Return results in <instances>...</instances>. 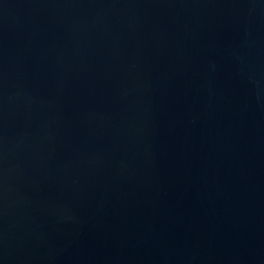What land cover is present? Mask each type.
I'll return each mask as SVG.
<instances>
[{"label": "water", "instance_id": "water-1", "mask_svg": "<svg viewBox=\"0 0 264 264\" xmlns=\"http://www.w3.org/2000/svg\"><path fill=\"white\" fill-rule=\"evenodd\" d=\"M0 264H264V0H0Z\"/></svg>", "mask_w": 264, "mask_h": 264}]
</instances>
